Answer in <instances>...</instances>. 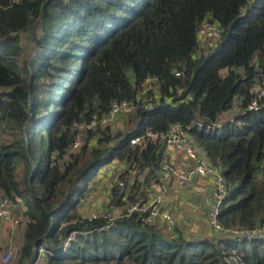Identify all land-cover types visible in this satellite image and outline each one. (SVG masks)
<instances>
[{"label":"trees","instance_id":"trees-1","mask_svg":"<svg viewBox=\"0 0 264 264\" xmlns=\"http://www.w3.org/2000/svg\"><path fill=\"white\" fill-rule=\"evenodd\" d=\"M205 20L222 33L197 56ZM28 30L33 54L20 62ZM147 77L158 83L145 91ZM256 79L264 0H0V192L19 219L14 264H34L39 249L43 264H264V238H189L126 213L167 160L159 136L180 124L225 179L220 223L264 228V98L247 109ZM138 93L141 103L151 96V109L128 114L124 130L83 133L73 150V123ZM234 104L240 111L213 128ZM114 161L125 167L119 180L134 173L144 182L111 187L108 207L122 216L82 218L98 170Z\"/></svg>","mask_w":264,"mask_h":264},{"label":"built area","instance_id":"built-area-1","mask_svg":"<svg viewBox=\"0 0 264 264\" xmlns=\"http://www.w3.org/2000/svg\"><path fill=\"white\" fill-rule=\"evenodd\" d=\"M222 33L221 27L216 22L203 21L197 29V41L200 47L206 43L207 46L213 47ZM208 41H213L209 42ZM213 43V44H211ZM256 66L255 60L252 62ZM257 71V66H256ZM176 77H180L181 73L174 71ZM158 83L156 77H147L143 82V89L148 91L152 86ZM143 90V91H144ZM249 94L253 97L252 101L248 104L247 109L249 111H257L260 108L258 101L264 98V79H256L252 86L248 89ZM141 93L136 94L133 102L128 101H113L107 113L99 117L93 115L91 119L82 121L80 123H73L72 130L75 131V138L72 144L73 150H78L81 145V139L83 133L94 132L98 127L113 126L112 123L120 116H127L128 114L136 112L138 109H151L150 103L152 102L151 96L145 99V103L140 101L144 100L141 97ZM190 99V97H189ZM233 108L237 112L240 111L237 108V104ZM225 114H221L218 118V123L212 125L213 128H219L224 122L221 120ZM228 115V114H227ZM230 116V115H229ZM232 117H230L231 120ZM160 140L168 148L175 151L182 152L192 163L191 167L185 171H179L168 160H163L156 168L157 179L162 183H165L171 179L176 180L181 186H189L197 178L208 179L210 183V205L208 225L212 233L219 234L221 236H228L231 239L237 240H252L264 238V228L258 227L252 230H241L236 228L224 227L219 221V215L221 208L227 197V185L224 177L221 173L210 166L203 155L197 154L193 148L191 139L186 135L185 130L180 124L170 125L164 134H161ZM139 142V139H133L130 141L131 145H135ZM117 189L120 191L126 190L122 182L117 183ZM126 192V191H125ZM166 192L162 187L159 188V192L155 194L154 198L146 203L136 202L129 206L126 213H138L142 216V220L147 225H165L168 231L174 232L176 226V220L170 213L162 208L165 201ZM15 204L9 199L2 197L0 199V238L5 236L6 239L0 248V264H10L16 258L17 247L13 244L17 233V227L19 226V219L14 216ZM124 211H118L113 214H104L107 218H114V216H122ZM107 215V216H106ZM89 219L96 217L95 213L87 216ZM82 217V218H87ZM4 234V235H3ZM45 251L43 249L38 250L37 258L34 264H43V255Z\"/></svg>","mask_w":264,"mask_h":264},{"label":"crops","instance_id":"crops-1","mask_svg":"<svg viewBox=\"0 0 264 264\" xmlns=\"http://www.w3.org/2000/svg\"><path fill=\"white\" fill-rule=\"evenodd\" d=\"M234 109H231L230 112H233ZM229 113V112H228ZM227 113V114H228ZM232 113H229L231 115ZM224 116H227L226 114ZM166 157L167 160L172 163V165L178 169L179 171H185L189 169L192 165L191 161L179 151H175L171 148L166 149ZM109 169L108 172L105 171V178L108 186L116 185L118 182H124L125 189L127 191L126 184L129 183V188L133 183L134 179L137 180L140 184L144 182V174H140L139 176H135L134 173H131L126 177V181L119 180L120 175L124 172L125 167L117 162H111L108 164ZM106 165V166H108ZM105 166V168H106ZM101 169V168H100ZM99 169V170H100ZM98 170V171H99ZM110 170V171H109ZM121 171V173H120ZM99 173H97L98 175ZM96 175V183L90 188V193L88 198L86 197L80 205L79 212L82 217H87L92 213L96 215L100 214H109L113 215V213L118 211H123L120 209H108L107 213H99L94 208L90 211L85 209V201L86 199L94 200L92 201V205H95V202L99 205L104 204V202L108 203L110 197V188L106 186L105 189H101V181H97ZM143 176V177H142ZM156 177L153 178V181L143 185H140L139 192H145V201H151L155 194L159 192V188L162 187L165 189L166 196L165 201L162 205V208L171 214L172 217L176 220L175 232H180L186 237L189 238H203L211 236L210 228L208 225V216H209V205H210V183L208 179L197 178L195 179L191 185L189 186H181L176 180L171 179L165 183L160 182ZM104 177V176H103ZM109 179V180H108ZM127 182V183H126ZM92 192H96L95 198L91 194ZM100 191V192H99ZM102 194L98 196V194ZM104 197V198H103ZM2 198V194L0 192V199ZM91 205V206H92ZM15 216V215H14ZM16 217V216H15ZM167 232L168 231L165 225H161ZM1 240V238H0Z\"/></svg>","mask_w":264,"mask_h":264},{"label":"rangeland","instance_id":"rangeland-1","mask_svg":"<svg viewBox=\"0 0 264 264\" xmlns=\"http://www.w3.org/2000/svg\"><path fill=\"white\" fill-rule=\"evenodd\" d=\"M30 30H32V29H30ZM30 30H28V31H26V32H24L21 36H20V40H21V47H22V52H21V54H20V57H19V60H20V62H24V61H27L30 57H31V55L33 54V51L31 50L32 48H33V46H32V44H31V31ZM209 42H213V41H208L207 43H209ZM211 44H213V43H211ZM208 46H207V44L206 43H204V44H202V47H201V49L198 51V54H197V56H199L201 53H202V51L203 50H206V49H208L207 48ZM237 101V100H236ZM236 105L234 104L233 105V108L235 107ZM232 108V109H233ZM237 113V111L234 109L233 110V112H232V114L230 115V116H235V114ZM230 116L229 115H227V116H224V117H222L221 118V120H223V121H227L228 119H230ZM132 118V116L130 115H128V116H121V117H119L118 118V120L117 121H115L116 122V124H115V122L114 123H112L113 124V129H116V130H124L125 129V127H126V121H128L129 119H131ZM133 123H134V121L132 122L131 121V126H133ZM106 166V165H105ZM105 166H103L99 171H98V175H97V181L99 180V181H101L100 182V184H101V189H105L106 188V186H108V183L106 182L107 180H106V178H105V171H107L108 172V169H109V165L108 166H106V168H105ZM110 171V170H109ZM120 173H121V171H120ZM104 176V177H103ZM95 179H96V177H95ZM109 180V179H108ZM125 180V179H124ZM123 180V181H124ZM92 183H93V181H90V186L92 185ZM119 183V182H118ZM122 183H124V182H122ZM111 186H108V188H110ZM128 191V190H127ZM100 192V191H99ZM91 194L93 195V197L95 198V196L97 195V193L96 192H92L91 191ZM94 194H96V195H94ZM100 195H102V194H98V196H100ZM87 198H88V196H87ZM104 198V197H103ZM92 201H94V200H91V199H86V201L84 202L85 203V209L87 210V211H90V210H92L93 208L97 211V212H99V213H107L106 211L109 209L110 210V208L108 207V203H106V202H104V204L103 205H101V203L98 205L96 202H95V205H92L93 203H92ZM92 205V206H91ZM114 214V213H113ZM107 216V215H106ZM111 216H113V215H111ZM210 232H211V230H210ZM17 233H18V231H17ZM4 235V234H3ZM19 236H20V234L18 233L17 235H16V237H15V239H13V244L15 245L16 244V247L18 248V242H20V238H19ZM5 239H6V237L5 236H3V237H1V240H0V246H2L3 245V243L2 242H4L5 241ZM1 251H2V249L0 248V253H1ZM14 261L15 260H13L10 264H14Z\"/></svg>","mask_w":264,"mask_h":264},{"label":"water","instance_id":"water-1","mask_svg":"<svg viewBox=\"0 0 264 264\" xmlns=\"http://www.w3.org/2000/svg\"><path fill=\"white\" fill-rule=\"evenodd\" d=\"M48 216H50V213H48Z\"/></svg>","mask_w":264,"mask_h":264}]
</instances>
